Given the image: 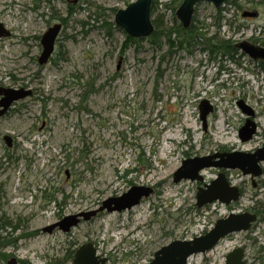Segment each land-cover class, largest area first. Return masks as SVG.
Returning a JSON list of instances; mask_svg holds the SVG:
<instances>
[{
  "label": "rangeland",
  "instance_id": "rangeland-1",
  "mask_svg": "<svg viewBox=\"0 0 264 264\" xmlns=\"http://www.w3.org/2000/svg\"><path fill=\"white\" fill-rule=\"evenodd\" d=\"M132 1L89 0L115 10ZM169 1L158 0L151 18ZM48 2L52 10L43 0H0V22L10 32L0 37V87L34 91L0 117V220L16 226L0 229L5 237L0 264L10 257L23 264H73L75 251L85 243L108 258L106 264L147 263L161 246L191 239L208 220L227 213L224 205L197 208L195 199L197 188L223 169H203L200 182L174 183L172 174L188 158L263 148L264 61L240 48L232 53L236 62L229 56L209 62L198 48L164 56L166 49H155L146 38L139 46L128 43L122 52L126 33L114 24V14L105 18L113 22L108 34L100 18H88L84 0H77L83 10L62 25L52 57L41 66L40 37L53 22L61 23L50 21V15L67 14V1ZM224 5L218 35L234 44L260 40L256 46L264 47V5H256L257 18H244L241 10ZM195 7L194 16L214 34L218 9L206 2ZM163 19L165 27L171 25L168 15ZM86 83L92 92L85 100ZM202 99L213 107L206 129L198 110ZM239 102L254 113L256 130L247 141L238 134L248 117ZM5 134L12 137L11 147L2 139ZM223 172L229 185L241 190L234 209L264 205V172L254 181L238 169ZM133 186L153 192L130 209L81 218L68 232L43 230L65 216L93 211ZM260 229L225 237L187 264H225V254L237 246L247 264H264V220Z\"/></svg>",
  "mask_w": 264,
  "mask_h": 264
},
{
  "label": "water",
  "instance_id": "water-1",
  "mask_svg": "<svg viewBox=\"0 0 264 264\" xmlns=\"http://www.w3.org/2000/svg\"><path fill=\"white\" fill-rule=\"evenodd\" d=\"M72 4L77 0H66ZM210 3L216 9L224 6L225 0H182L176 9L174 15L183 28L191 25L195 5L200 3ZM152 0H134L129 2L124 8H118L114 14L113 21L117 27H120L126 35L133 38H147L154 32V26L151 19ZM243 17H257L254 11H244ZM62 30V23L54 22L53 25L47 27L40 37L41 52L38 54L37 62L43 66L49 61L54 52V43ZM10 32L0 22V37H9ZM235 48H240L247 56L254 60L261 59L264 61V47L256 46L247 41H238ZM32 94V90L28 88L11 89L0 87V117H3L6 111L13 105L15 101L24 99L25 96ZM242 112L248 117L244 124L238 130L240 140L247 141L255 134L256 124L250 118L253 111L249 110L241 102H239ZM199 116L204 129L206 128V120L213 107L207 100H200L198 105ZM4 143L11 147L12 137L8 134L3 136ZM259 162L264 163V146L255 152H220L212 153L206 156L188 158L183 160L178 169L172 174L174 183L181 180H192L200 182L203 180L200 171L206 168L214 167L224 170L238 169L242 175L249 174L251 177H257L261 174ZM195 199L196 206L201 208L203 205L212 204L218 201L228 205L233 201H237L240 196L239 187L230 186L223 170H221L215 179L204 187H198ZM152 188L147 186H133L125 194L121 196L109 197L105 199L100 207L90 212H83L63 217L61 220L52 223V225L44 227V231L51 233L53 229L59 228L62 232H68L73 226L77 225L81 218L88 220L99 211L120 212L138 204L142 197L151 194ZM256 221V216L249 211L230 212L222 218L215 220L213 227L203 234L195 235L191 239L171 240L167 245L161 246L160 249L153 253V258L144 264H187L189 257L193 254H204L211 250L218 241L225 236L235 234L236 232H246L252 223ZM245 252L242 247L237 246L230 250L225 256V264H247L244 261ZM108 258L100 257L97 254V248L91 243L81 245L74 254L73 264H106ZM7 264H19L15 257H10Z\"/></svg>",
  "mask_w": 264,
  "mask_h": 264
},
{
  "label": "trees",
  "instance_id": "trees-1",
  "mask_svg": "<svg viewBox=\"0 0 264 264\" xmlns=\"http://www.w3.org/2000/svg\"><path fill=\"white\" fill-rule=\"evenodd\" d=\"M182 0H170L167 3H164V11L157 13L154 17H152V22L154 26V32L150 34L149 37H147L145 40L149 41L150 45L154 47L157 50H165L164 56H170L173 53H176L177 51L185 49L187 52L192 53L194 48L200 49L204 57H206V60L209 62H220L223 60V58L229 56V58L236 62V58L232 56L233 51L236 49L234 47L233 40L230 38H224L218 35L221 21L223 19V16H221V13L225 10V5L223 8H220L215 13V21L213 26L216 27V31L214 34H208L209 27L204 21H200L197 19L196 16L193 15V21L191 25L187 28H183L180 23L176 21V18L174 17L175 10L178 8L177 6L181 3ZM45 2V7L52 10V7L50 6V2L48 0H43ZM86 2V3H85ZM248 2L251 4V6L254 8L256 4H263L264 0H226L225 3L233 6V8L242 9L243 7H246L248 5ZM77 3H69L67 2V8H66V16H59L54 13V11L50 15V21H53L55 19L61 21L62 25L65 24V22L70 18V16L74 15L78 9H82L81 5H75ZM86 5V11L88 12L89 17H94V21L98 20L100 18L101 21H103L104 27L106 28L108 34H111L110 27L113 26V22H107L105 21V18L108 15V12H112L113 14L116 13L117 10L114 8H104L100 5H95L89 2V0H84L82 3ZM158 0H153L151 4V15L158 9ZM85 9V8H84ZM168 15L171 18V25L164 26L163 22V16ZM241 15V14H240ZM235 18V17H234ZM80 23L85 24V22L79 21ZM87 24H89L88 21H86ZM107 24V25H106ZM228 25H232V22L229 21ZM239 27V26H238ZM250 41L256 45L260 40L250 39ZM125 45L122 49V52L127 48L128 43H134L139 46V39L133 38L131 36H126L125 39ZM52 56V55H51ZM221 68V66H218ZM85 89V100L88 99V95L90 92H92V86L88 85L87 83L84 85ZM95 91V89H94ZM4 155L7 156V158L12 159V155L9 153H5ZM132 172V169H130ZM128 170L126 169V172ZM49 196H53L52 192ZM263 207V209L260 211L262 213V219L264 220V205H260ZM198 208V207H197ZM11 221H1L0 220V229L4 227H13V229H16V226L11 224ZM2 235L0 234V240H2ZM11 242L7 243L6 245H10ZM73 255V251L69 254V258H71ZM19 264H23L25 261L23 260H17ZM50 264V263H48ZM53 264H57L54 262Z\"/></svg>",
  "mask_w": 264,
  "mask_h": 264
},
{
  "label": "flooded vegetation",
  "instance_id": "flooded-vegetation-1",
  "mask_svg": "<svg viewBox=\"0 0 264 264\" xmlns=\"http://www.w3.org/2000/svg\"><path fill=\"white\" fill-rule=\"evenodd\" d=\"M257 5V4H256ZM238 11L239 10H241L242 12L241 13H243L244 11H254V12H256L257 13V16H259V13H258V10H256V6L253 8L252 6H251V4L248 2V5L246 6V7H243L242 9H238V8H236ZM243 17V16H242ZM246 17H249V18H257V17H251V16H246ZM246 17H244V18H246ZM54 23V22H53ZM53 25V24H52ZM239 25H241V24H239ZM56 42V41H55ZM39 45H40V40H39ZM54 45H55V43H54ZM55 47H56V45H55ZM55 47H54V49H55ZM40 52H41V50H42V46L40 45ZM39 52V53H40ZM54 53V52H53ZM52 53V54H53ZM37 58H38V55H37ZM34 95V91L32 90V94H31V96H33ZM12 107V106H11ZM10 107V108H11ZM7 112H9L8 110L6 111V113ZM5 113V114H6ZM4 114V115H5ZM206 129V128H205ZM255 133V132H254ZM254 135V134H253ZM252 135V136H253ZM13 142V141H12ZM261 164H264L263 162H259V165H260V168H261V174L259 175V176H261L262 174H263V172H264V167H263V165H261ZM223 171H225L224 169H223ZM259 176H257V177H259ZM255 178V177H254ZM254 178L253 177H251V179H252V181H254ZM152 190H153V188H152ZM239 191L241 192V190H240V188H239ZM256 202H258V201H256ZM219 206V205H223V204H221L220 202H218V201H215V202H213L212 204H209V205H205L204 206V208L205 209H208V208H210V207H212V206ZM235 205V202L233 201L232 203H230V205L229 206H225L224 205V207L226 208V209H228V211H227V213L228 212H230V211H232V210H234V206ZM263 209V207L262 206H259V203H255V205H253V206H251V207H248V209H247V211H249L250 213H252V214H254L255 216H256V221L254 222V223H252L251 224V226L249 227V232H256V231H258V230H261L260 229V225L262 224V222H263V219H262V213L260 212L261 210ZM216 211V210H215ZM224 215V214H223ZM223 215H221L220 217H222ZM219 217V218H220ZM217 219V218H216ZM216 219H214L213 221H211V220H208L210 223L209 224H207V225H205V227L203 228V230H202V233H205L207 230H209V229H211L212 227H213V224L215 223V220ZM230 235H228V236H226V237H229ZM225 238V237H224ZM220 242H221V240H220ZM219 242V243H220ZM227 254V253H226ZM226 254H225V256H226Z\"/></svg>",
  "mask_w": 264,
  "mask_h": 264
},
{
  "label": "bare ground",
  "instance_id": "bare-ground-1",
  "mask_svg": "<svg viewBox=\"0 0 264 264\" xmlns=\"http://www.w3.org/2000/svg\"><path fill=\"white\" fill-rule=\"evenodd\" d=\"M177 7H178V6H177ZM175 11H176V10H175ZM174 17H175V15H174ZM126 36H127V35H126ZM246 146H247V147H250V145H249V144H247Z\"/></svg>",
  "mask_w": 264,
  "mask_h": 264
}]
</instances>
